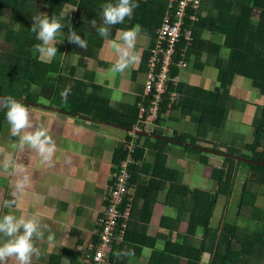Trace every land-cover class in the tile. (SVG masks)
<instances>
[{
  "label": "crops",
  "instance_id": "crops-1",
  "mask_svg": "<svg viewBox=\"0 0 264 264\" xmlns=\"http://www.w3.org/2000/svg\"><path fill=\"white\" fill-rule=\"evenodd\" d=\"M165 1L152 0L153 3ZM167 1L169 3V0ZM66 8H68L66 11L74 13L77 11L71 3H67ZM95 21L97 27L102 23V19ZM66 25L70 26L67 23ZM129 26L130 24L124 21L114 32L111 31L108 39H115L118 29L132 28ZM140 29L136 44L139 62L123 76L119 74L113 76L109 72L116 55L104 38L100 41L94 57L87 58L84 66L79 64L80 56L74 63L77 55L66 54L65 51H58L62 61L57 59L58 55L52 59L63 63L62 83L56 84V89L34 86L36 89L34 102L25 104L29 108L33 123L47 128L55 142L56 150L50 162L44 161L27 145L21 149L19 137L12 135L8 121L0 129V217L11 212L17 217H35L42 225L47 226L43 230V239L34 238L33 242L39 249V255L32 256L31 264H84L90 245L98 239L101 218L109 204L114 177L121 163L128 157L132 159L133 153H129L132 146L134 150H142L143 158L136 161L137 170L134 175L137 178L129 197L132 199L133 209L128 224L133 227L129 232V226V240H126L116 252L119 263L121 260H127L134 261V264H149L153 259L155 264H159L162 257L171 260V254L166 256L163 253L167 242L197 247L203 239L202 227L197 228L196 235L187 233L195 205L193 206L188 199L190 194L180 187L189 186L216 193L218 185L212 179V166L221 168L224 156L214 150L215 148L225 150L228 146L235 147V144L216 140L215 136L219 134L221 139L225 136L229 140L231 130L236 134H243L240 122L242 115L237 120L231 119V110L236 101L235 96H232L224 126L208 128V125L207 132L201 128L200 113H187L182 110H169L164 114L167 121L163 124H156L154 120L144 122L139 111V119L134 123L132 130L102 120L100 117L108 113L105 110L107 103L109 108L120 113L115 115L120 123H131L135 116L133 108L135 106L139 108L147 96L146 84L150 64L147 71H144L141 62L144 52L149 50L153 43V37L141 26ZM62 33L63 47H66L69 43L67 39L69 33L65 31ZM208 33L215 36L211 30ZM217 39L219 42L222 41V37L218 36ZM56 46L62 45L58 43ZM205 62L203 71H197L193 67L183 68L177 82L210 91L218 90L220 85L217 81L215 59L207 56ZM207 68H210L208 72ZM98 79H103V85L97 83ZM109 84L111 87H108ZM72 87L80 97L78 101L80 100L84 106L86 103L97 105L96 112L93 111L91 116L71 115L63 110ZM65 91L66 99L61 96ZM80 95L101 100H88ZM142 96L144 99L139 102V97ZM259 102L256 106H259L261 111L264 98ZM190 122L197 124V127L191 129ZM175 130L193 136L199 132L206 135L199 138V149L192 150L184 148V145L187 146L189 143L182 144L172 139ZM159 137L170 141L165 145H155ZM251 142L253 140L246 143ZM125 150L126 158L121 160L120 157ZM202 159H207V163L202 162ZM25 176L28 177V183L24 186L23 192H17L16 185L22 182ZM260 195H264V190L259 193L258 198ZM232 197L233 194L227 196L224 193L218 196L211 225L213 228L220 226L221 229L225 223H230L238 226L242 233L244 227L243 224H239L242 218L237 217V211L231 210ZM5 201H14L13 206L4 207ZM229 213L235 215L228 219ZM169 224L179 226L173 230ZM179 231L183 236H179ZM49 235L53 237L51 241L48 240ZM6 239L7 237L0 234V241ZM128 251L134 252V255L123 254ZM158 253L164 255H157ZM208 258L209 253H205L202 262L206 263ZM175 259L177 264L188 262L184 255L175 256ZM6 264H18V261L15 257H10Z\"/></svg>",
  "mask_w": 264,
  "mask_h": 264
},
{
  "label": "trees",
  "instance_id": "trees-1",
  "mask_svg": "<svg viewBox=\"0 0 264 264\" xmlns=\"http://www.w3.org/2000/svg\"><path fill=\"white\" fill-rule=\"evenodd\" d=\"M114 2L115 0H0V97L11 96L28 105L34 102L32 96L34 86L56 89V84H61L64 79L63 63L57 60L44 62L34 50V45L40 42L37 41L35 33L30 30L33 16L47 14L49 17L52 15L59 17L61 12H65L67 3L74 5L77 11L68 12L63 17L62 31L69 33L71 28L82 39L86 38L87 50L70 42L66 47L57 46V49L60 52L65 51L66 54L79 55V64L84 66L87 58L94 57L102 40L91 22L93 19H101L102 4ZM135 2L139 4V7L134 9L132 17H126L125 21L130 24L129 27L141 26L153 37V43L149 50L144 52L141 62L142 70L147 71L152 50L157 45V31L167 15L169 3L167 0L165 3H153L152 0L142 2L135 0ZM203 6L207 9V14L201 16L199 22L189 24L192 28L191 39L180 42L173 55L166 75L167 87L162 95L161 103L159 102V109H161L154 120L156 124H163L167 121L164 114L169 110H182L187 113L199 112L201 128H204L206 132L208 125V128H222L233 100L229 87L237 76L252 80V86L264 98V0H203ZM119 25L112 26L111 31L114 32ZM209 30L215 35L212 38L207 37ZM218 36L222 37L221 42L218 41ZM207 56L215 58L214 65L218 70L217 81L221 88L220 91H210L177 82L183 65L186 68L193 67L197 71H203ZM181 62L182 65H180ZM80 96L88 100H101L91 96ZM78 98L80 97L76 95L72 87L63 110L71 115L91 116L93 111L96 112L97 105L86 103L84 106ZM143 99V96L139 97V102ZM143 101L141 104L147 109L144 117H147L148 109L154 101V94L147 95ZM105 110L109 116L107 113L100 117L102 120L123 125L128 130H132L134 123L139 119L140 108L137 106L133 108L135 113L133 121L127 124H122L115 118V115L120 113L109 108L107 103H105ZM6 111L1 105L0 129L7 121ZM209 115L212 117L210 121ZM205 117L208 122L204 121ZM205 135L203 133L200 136L199 132L195 135L197 138H188L191 135L175 130L172 139L180 143L191 142L190 144L197 145L194 142ZM159 138L155 145H165L170 141ZM205 140L207 141L206 138ZM185 147L195 150L190 145H184ZM244 150L249 154L245 155ZM214 151L224 156L221 168L212 166V179L218 185L216 193L201 191L189 186L180 187L190 194L188 199L193 206L195 205L193 219L189 222L187 233L196 235L197 228L202 227L203 239L197 247L180 246L179 243L167 242L163 253L166 256L171 254V260L162 257L159 264H177L175 256L182 255L187 257V264H264V208L257 206L258 185H264V104L253 143L246 144L243 149L228 146L225 150L215 148ZM142 153V150L136 149L132 154L133 162L129 165L132 183L136 182L137 176L134 174L137 170V162L143 158ZM236 155L250 161L238 160L233 157ZM125 156L126 150L120 159H125ZM202 162L207 163V159H202ZM242 165L247 167L250 173V176L245 177L246 182L239 201L240 211H237V217L242 218L241 224L244 227L242 233L238 226L230 223H225L221 229L220 226L213 228L211 221L218 196L222 193L227 196L231 194L234 188L233 180L236 176H240L236 166ZM169 225H172L173 230L179 226V224ZM129 226L126 232L127 241L129 240L128 230L130 232L133 227ZM178 233L180 237L183 236L182 232ZM120 248L121 246H116L114 251L117 252ZM163 253L157 255L163 256ZM205 253H209L206 263L202 262ZM116 257H114L115 264L135 263L127 260H121L119 263ZM149 264H155L153 259Z\"/></svg>",
  "mask_w": 264,
  "mask_h": 264
},
{
  "label": "clouds",
  "instance_id": "clouds-1",
  "mask_svg": "<svg viewBox=\"0 0 264 264\" xmlns=\"http://www.w3.org/2000/svg\"><path fill=\"white\" fill-rule=\"evenodd\" d=\"M138 7L139 4L135 0H115L114 3L102 4V23L97 27L95 20L91 22L98 35L107 41L116 55V60L109 69L113 76L116 74L123 76L139 62L140 56L136 50L137 39L141 31L139 25L127 30L118 29L116 38L108 39L112 26L124 23L126 17L131 18L134 9ZM67 14L61 12L59 17L56 15L49 17L47 14L32 17L33 23L30 30L35 33L37 41L40 42L34 45V50L42 61L51 62L57 56L56 44L63 40L58 41L57 36L62 32L64 24L61 21ZM67 39L70 43L87 50L86 38L82 39L75 30L69 29ZM78 59L79 55L74 58L73 62L75 63ZM97 83L103 85V79H98ZM108 87H111V84ZM66 95V91L61 93L62 98L66 99ZM0 105L7 110L6 119L11 126L12 135L19 137V147L23 149L27 145L34 149L44 161L50 162L56 145L49 135V130L43 125L34 124L29 108L13 97L0 98ZM27 183L28 177L25 176L24 180L16 185L17 192H23ZM13 195L15 196L16 193ZM13 203L14 201H5L3 206L11 208ZM46 227L35 217H17L11 212L0 217V234L7 237L6 240L0 241V264H6L10 257H15L18 264H31L32 256L39 255V249L33 242L34 238L43 239V230ZM52 239L53 237L49 235L48 240ZM123 254L131 256L134 252L128 251Z\"/></svg>",
  "mask_w": 264,
  "mask_h": 264
},
{
  "label": "built area",
  "instance_id": "built-area-1",
  "mask_svg": "<svg viewBox=\"0 0 264 264\" xmlns=\"http://www.w3.org/2000/svg\"><path fill=\"white\" fill-rule=\"evenodd\" d=\"M203 0H169L168 12L161 27L157 31V45L152 51L149 61L150 74L148 76L146 95L154 94L149 114L144 117L147 109L140 104V118L144 121L155 120L159 113V102L166 90V75L172 63L173 55L183 40H190L192 28L190 23H197L201 16H205ZM159 64V65H158ZM182 65V62L180 63ZM183 68H186L183 65ZM138 130H140L138 128ZM134 147L129 148V153ZM131 157L123 161L115 175L114 184L110 194L109 204L104 209L101 218V228L98 232L97 242L90 245L89 253L85 256L84 264H115L113 251L126 240V232L131 219L133 202L130 190L131 182L129 165Z\"/></svg>",
  "mask_w": 264,
  "mask_h": 264
},
{
  "label": "rangeland",
  "instance_id": "rangeland-1",
  "mask_svg": "<svg viewBox=\"0 0 264 264\" xmlns=\"http://www.w3.org/2000/svg\"><path fill=\"white\" fill-rule=\"evenodd\" d=\"M66 7H68V5ZM66 10H68V8L65 9L66 13L72 12V11H66ZM204 11H205V14H207L206 8H204ZM63 36H64V34L61 32L57 36V40L58 41L62 40ZM212 36L213 35L211 33L207 34V37H209V38H212ZM59 44L64 46L63 40ZM57 55H58L57 59L62 61L61 60L62 56L59 55L58 53H57ZM59 56H60V58H59ZM209 70H210V68H207V72ZM251 81L252 80H247V79H244L242 77L237 76L234 80V83L229 87L230 95L235 96V98H236V101H235L233 108L231 110V114H232L231 119L237 120L242 115L241 116L242 120L240 122H241V128L244 131V133L243 134H236V133H234L235 132L234 130H231L230 131L231 137L229 138V140L225 136L223 139H221L219 134H217L215 136L216 140L230 141L231 143L235 144V147H238V148L241 147L242 149L244 148V146L246 144H248L246 142H250L252 140L254 141L253 137L256 136V134H257V127H258V124L260 122V115H261L260 107L256 106V104L260 101V99L262 101L263 97L259 94V91L252 86ZM220 89L221 88L219 86L218 90H213V91H220ZM35 92H36V89L33 87V89H32V96L33 97L35 96ZM4 96H6V95H4ZM252 105H254V106H252ZM228 112H227V115H228ZM198 114H199V112H198ZM211 118L212 117L209 115V121L211 120ZM204 121L208 122L206 117H205ZM226 121H227V118L225 119V123H226ZM189 126L192 129V127H197V124L190 122ZM237 127L239 128V126H237ZM201 135H203V132L200 133V136ZM3 137L5 138L4 135H3ZM192 137H196V136H192V135L188 136V138H192ZM194 143H196L197 145H192L190 143L188 145L193 146L196 150H198L200 143L198 141H196ZM251 143H253V142H251ZM170 146H172V145H170ZM198 152L200 153V151H198ZM243 153L245 155L249 154L248 151H246V150H244ZM233 157H235L238 160L250 161V160L246 159L245 157H240L237 155L233 156ZM236 167H238L237 172H238V174H240V176H236L233 180L234 188L232 189V192H231V194H233L231 210L240 211L239 201H240L241 194L243 191L242 188H243L244 183L246 182L245 177L250 176V173L248 171V168L247 167L245 168L243 165L242 166H236ZM211 183H213V182H211ZM263 190H264V185H262V184L258 185V192L261 193ZM263 196L262 195L259 196L257 206L264 207V197ZM233 215H235V213H229L228 219L232 218ZM239 224H241V222ZM113 252H114L113 257H116V251H113Z\"/></svg>",
  "mask_w": 264,
  "mask_h": 264
},
{
  "label": "bare ground",
  "instance_id": "bare-ground-1",
  "mask_svg": "<svg viewBox=\"0 0 264 264\" xmlns=\"http://www.w3.org/2000/svg\"><path fill=\"white\" fill-rule=\"evenodd\" d=\"M180 66V65H179ZM183 67V66H182ZM168 81V80H167ZM147 85V84H146ZM147 87V86H146ZM161 103V102H160ZM161 109V108H160ZM160 109H159V111H160ZM146 114V113H145ZM142 120V119H141Z\"/></svg>",
  "mask_w": 264,
  "mask_h": 264
}]
</instances>
